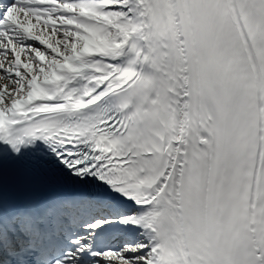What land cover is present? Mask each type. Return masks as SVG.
<instances>
[{
	"label": "snow or ice",
	"instance_id": "6c2138e0",
	"mask_svg": "<svg viewBox=\"0 0 264 264\" xmlns=\"http://www.w3.org/2000/svg\"><path fill=\"white\" fill-rule=\"evenodd\" d=\"M0 264H264V0H0Z\"/></svg>",
	"mask_w": 264,
	"mask_h": 264
}]
</instances>
